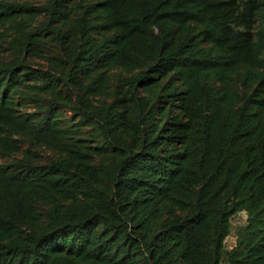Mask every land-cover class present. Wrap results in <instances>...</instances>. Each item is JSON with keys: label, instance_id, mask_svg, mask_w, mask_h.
<instances>
[{"label": "trees", "instance_id": "1", "mask_svg": "<svg viewBox=\"0 0 264 264\" xmlns=\"http://www.w3.org/2000/svg\"><path fill=\"white\" fill-rule=\"evenodd\" d=\"M0 264H264V0H0Z\"/></svg>", "mask_w": 264, "mask_h": 264}, {"label": "rangeland", "instance_id": "2", "mask_svg": "<svg viewBox=\"0 0 264 264\" xmlns=\"http://www.w3.org/2000/svg\"><path fill=\"white\" fill-rule=\"evenodd\" d=\"M246 222L247 215L245 213H240L232 219L231 235L227 238L225 242L226 248L228 250H231L235 247L237 241V233L242 226L246 225Z\"/></svg>", "mask_w": 264, "mask_h": 264}]
</instances>
